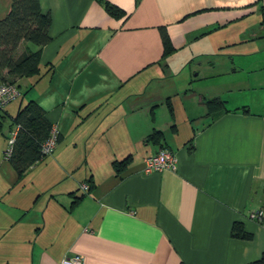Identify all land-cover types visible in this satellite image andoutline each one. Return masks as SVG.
Returning <instances> with one entry per match:
<instances>
[{"label":"crops","instance_id":"obj_1","mask_svg":"<svg viewBox=\"0 0 264 264\" xmlns=\"http://www.w3.org/2000/svg\"><path fill=\"white\" fill-rule=\"evenodd\" d=\"M108 1L124 13L102 0H39L50 39L18 43V53L39 51V71L14 78L19 94L2 110L0 264H60L73 254L81 264H247L264 251V214L250 216L264 208V43L243 50L248 72L258 71L237 83L251 103L227 106L188 63L264 41V24L253 31L250 18L264 0ZM10 3L0 0V19ZM162 25L175 47L165 57ZM213 96L224 107L211 116ZM31 99L58 138L19 174L4 149ZM153 130L163 133L158 142L145 139ZM160 146L175 152L176 167L144 171ZM234 221L251 236L232 235Z\"/></svg>","mask_w":264,"mask_h":264},{"label":"trees","instance_id":"obj_2","mask_svg":"<svg viewBox=\"0 0 264 264\" xmlns=\"http://www.w3.org/2000/svg\"><path fill=\"white\" fill-rule=\"evenodd\" d=\"M106 10L112 15L124 13L118 6L102 0ZM260 22L264 24V4L260 5ZM50 25V14L43 12L39 0H11L10 8L4 17L0 19V79L13 82L15 77L34 74L39 71V51H32L24 48L17 52L18 43L21 40L31 41L42 45L49 41L48 28ZM160 35L163 45L162 57L167 56L175 47L164 25L160 26ZM6 73L12 77L7 78L2 74ZM208 114L215 115L220 107H224V100L218 96L209 97L205 101ZM246 110V106H240ZM0 108V120H2ZM19 123L20 127L13 143V150L8 157L11 163L21 174L34 161L44 154L41 153V143L49 135L51 123L45 116L44 110L33 100L27 101L18 108L13 116L12 125ZM163 137L161 130H153L146 136V140L158 142ZM127 158L114 160V166L124 164ZM119 168V167H117ZM231 233L238 237H250L249 231L243 228L242 223L234 221ZM247 264H264V251L257 258L250 260Z\"/></svg>","mask_w":264,"mask_h":264},{"label":"rangeland","instance_id":"obj_3","mask_svg":"<svg viewBox=\"0 0 264 264\" xmlns=\"http://www.w3.org/2000/svg\"><path fill=\"white\" fill-rule=\"evenodd\" d=\"M255 19L254 21H251L253 23V31H258L259 25L258 21H260V14L257 13L255 15H251ZM242 28L244 25V21H240L239 23ZM229 28L223 27V29L217 31L216 33L208 35L204 40H210L213 42L216 37H218L219 33L225 35V32H227ZM231 30V29H230ZM263 31V30H261ZM231 34L229 35V38H234L237 36L235 31H230ZM239 32V36L243 35L244 32H241V29ZM260 32V31H259ZM264 43V41H255L254 43H251L252 46L250 45H243V46H238V47H228V46H223L220 48H215L214 51L210 52V54L206 56H197L194 58V60L189 64V66L194 70V73L200 69V74L203 76H208L206 77L205 80L199 82L198 84H207V89L209 93H221L224 98H227L228 101L226 102L227 106L234 105V103H251L254 99V95L248 91H243L241 89L242 83L240 86V83H238L239 80L241 81H248L247 77L248 74L258 72L257 70H253L252 72H248V68L246 66V54L243 52V50H251V48L256 51L260 47V44ZM264 49L256 55L262 54ZM234 51V52H233ZM248 51V50H247ZM233 53V55L231 54ZM238 53H245V54H238ZM256 55H253L256 56ZM246 56V57H245ZM231 57H234V61ZM201 60V66L195 65V62H198ZM235 65H239V67H243L238 69L237 72L233 71V68ZM244 65V66H242ZM240 81V82H241ZM197 84V83H196ZM252 92V91H251ZM253 103V102H252Z\"/></svg>","mask_w":264,"mask_h":264},{"label":"built area","instance_id":"obj_4","mask_svg":"<svg viewBox=\"0 0 264 264\" xmlns=\"http://www.w3.org/2000/svg\"><path fill=\"white\" fill-rule=\"evenodd\" d=\"M19 94L16 83L0 79V108L3 109L5 104ZM20 124L16 123L10 130L7 143L4 149V155L8 158L13 150V143L19 130ZM58 131L54 125H51L49 135L41 143V153L50 154L56 144ZM144 171L160 170L163 168L174 169L176 167L177 157L175 152L166 146H160L155 152L144 157ZM80 187L85 191L89 187L87 181L80 182ZM264 214V208L261 206L250 212V216L260 220ZM82 256L80 254L64 255L60 264H81Z\"/></svg>","mask_w":264,"mask_h":264}]
</instances>
